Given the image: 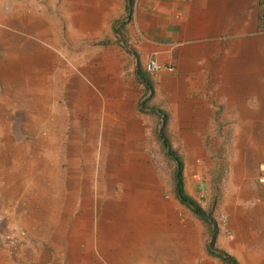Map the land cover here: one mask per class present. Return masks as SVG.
<instances>
[{"label":"crops","instance_id":"1","mask_svg":"<svg viewBox=\"0 0 264 264\" xmlns=\"http://www.w3.org/2000/svg\"><path fill=\"white\" fill-rule=\"evenodd\" d=\"M263 13L264 0H0V215L35 238L32 261L264 264ZM19 102L27 139L3 123ZM150 108L185 192L228 219L215 253L157 167Z\"/></svg>","mask_w":264,"mask_h":264},{"label":"rangeland","instance_id":"2","mask_svg":"<svg viewBox=\"0 0 264 264\" xmlns=\"http://www.w3.org/2000/svg\"><path fill=\"white\" fill-rule=\"evenodd\" d=\"M21 104L22 103L19 102V109H18V107L14 106V108L16 109L15 115H13L9 119L8 122H3V123L4 124H11L17 128H22L23 130L18 132V138H19V133L21 132L22 134H20V137H24L23 139H27L26 136L28 135V133L26 132V129H29L31 127L32 122L29 119L25 118V115L23 113L24 107H21ZM160 122L157 123V134L158 135H159V130L162 129V124L160 125ZM164 130L166 132V126L164 127ZM164 156L167 157L166 154H163V157ZM157 167H158L161 174H165V176L172 179L173 173H174V168H175V165H174V162L172 161V159L167 157V159L164 160L163 163H161ZM226 167L228 168V166H226ZM237 167H239V166H237ZM209 214L212 216L213 213H209ZM212 219L215 222L216 228H218L219 230H222L226 236L230 235V232L228 234V228L226 226L227 220H228L226 215H224L222 217L221 214H219V215L213 214ZM21 232L24 233L23 240H27L28 241L27 243H23V240H22L15 247H10L8 244H4V237L6 234L12 236L13 234L16 235L17 233H21ZM36 242L37 241L35 240V238L25 228H19V227L18 228H16V227L8 228V226H3V221H2V223L0 225V245L2 246L1 248H4L5 250H3V252H2L1 251L2 249L0 248L1 249L0 253H2L3 255L5 253V255L7 257H10L9 258L10 261L4 255V259L0 258V264H37V262H34V261H32V259L29 258L31 255L32 249L37 247ZM26 244H28V245H26Z\"/></svg>","mask_w":264,"mask_h":264},{"label":"trees","instance_id":"3","mask_svg":"<svg viewBox=\"0 0 264 264\" xmlns=\"http://www.w3.org/2000/svg\"><path fill=\"white\" fill-rule=\"evenodd\" d=\"M263 15L264 13L261 16L262 19H263ZM139 77L143 83L147 84L146 80L141 76L140 71H139ZM146 108L147 106H146V101H145L142 103L141 109H146ZM149 110L152 111L153 113L159 112L160 116L163 118V125H162V129H161V132L158 138H159V141H160V144L163 150L165 151L166 156L175 162L173 180L175 184L176 197L178 198V200L180 201L182 205L189 207L192 210V212L197 216V218H199L201 221H203L205 224H207L208 226L212 228L210 251L211 253H215L214 244H215L216 233H217L215 222L212 219V216L209 213L205 212L199 206V204L191 196H189L184 190V182H183L184 165L178 153L171 148L169 140L166 136V132L164 130V127L166 126V123H167V116L164 112H162L159 109L150 108ZM161 124L162 123L160 122V125ZM216 257L219 258L225 264H238V262L233 257L226 255V254H218Z\"/></svg>","mask_w":264,"mask_h":264},{"label":"built area","instance_id":"4","mask_svg":"<svg viewBox=\"0 0 264 264\" xmlns=\"http://www.w3.org/2000/svg\"><path fill=\"white\" fill-rule=\"evenodd\" d=\"M263 21H264V15H263ZM160 70V67L157 66L154 62H149L146 66V71L148 73H154ZM170 71L172 69H169ZM257 183L264 185V166L263 169L259 172L257 176ZM3 221V217L0 215V225ZM24 233H17L16 235H5L4 237V244H8L10 247H15L19 242L23 240ZM2 241V240H1ZM3 242V241H2Z\"/></svg>","mask_w":264,"mask_h":264},{"label":"water","instance_id":"5","mask_svg":"<svg viewBox=\"0 0 264 264\" xmlns=\"http://www.w3.org/2000/svg\"><path fill=\"white\" fill-rule=\"evenodd\" d=\"M161 122H162V125H163V119H162V121H161ZM160 131H161V130H159V135H160Z\"/></svg>","mask_w":264,"mask_h":264},{"label":"clouds","instance_id":"6","mask_svg":"<svg viewBox=\"0 0 264 264\" xmlns=\"http://www.w3.org/2000/svg\"><path fill=\"white\" fill-rule=\"evenodd\" d=\"M162 123V122H161ZM159 136V135H158Z\"/></svg>","mask_w":264,"mask_h":264}]
</instances>
